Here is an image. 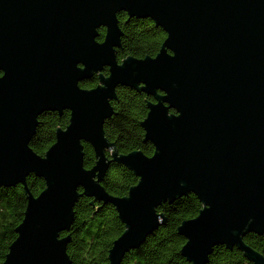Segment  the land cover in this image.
I'll return each mask as SVG.
<instances>
[{
	"label": "water",
	"instance_id": "95a60500",
	"mask_svg": "<svg viewBox=\"0 0 264 264\" xmlns=\"http://www.w3.org/2000/svg\"><path fill=\"white\" fill-rule=\"evenodd\" d=\"M119 13L165 32L155 57L116 61ZM104 68L95 88L79 86ZM118 87L155 98L141 123L151 157L105 156L103 125ZM63 111L67 127L38 156L29 146L38 117ZM82 143L94 151L91 169ZM111 161L139 178L123 198L101 185ZM30 174L45 189L27 196L2 264H71L70 237L60 234L81 196L114 206L125 231L108 260L121 264L164 223L156 208L187 194L203 204L177 230L190 264H207L219 245L264 264L242 242L264 233V0H0V187L27 189Z\"/></svg>",
	"mask_w": 264,
	"mask_h": 264
},
{
	"label": "trees",
	"instance_id": "16d2710c",
	"mask_svg": "<svg viewBox=\"0 0 264 264\" xmlns=\"http://www.w3.org/2000/svg\"><path fill=\"white\" fill-rule=\"evenodd\" d=\"M117 19L122 36L120 46L116 48V61L122 63L128 57L137 60L152 58L159 53L167 36L153 21L130 18L125 13L117 14ZM97 32V41L102 42L105 29L100 28ZM100 76L107 77L108 69L104 68L90 81L80 82L79 86L86 90L93 89L99 84ZM140 89L141 87H118L115 90V99L110 102L113 114L103 125L104 137L110 145V149L105 150L108 160L113 152L119 156L132 152H140L148 157L154 154L153 145L145 141V130L141 123L148 113L147 105L154 103L155 98ZM157 94L161 96L160 93ZM69 118L68 111L61 114L45 112L40 115L35 134L29 143L32 151L38 156H44L54 144L56 132L67 127ZM82 146L84 168L91 169L96 162L94 151L87 143H82ZM138 180L126 166L111 161L101 185L110 196L123 198ZM26 188L21 184L0 187V264L4 262L10 245L17 237L15 229L23 219L27 196H38L45 189V182L30 174L26 177ZM202 207L203 204L194 194L182 195L173 202L159 205L155 211L163 217L164 223L137 249L126 253L121 264H190L181 255L185 239L177 230L183 222L195 218ZM124 231L125 226L119 220L114 206L81 196L74 206V221L70 231L61 233L60 238L70 237L66 253L71 264H110L109 250L113 241ZM242 242L264 260V233H248L242 238ZM207 264L253 263L237 247L228 250L219 245L213 249Z\"/></svg>",
	"mask_w": 264,
	"mask_h": 264
}]
</instances>
